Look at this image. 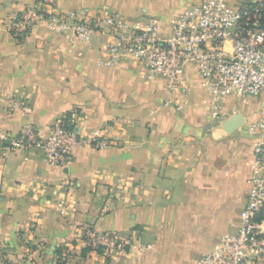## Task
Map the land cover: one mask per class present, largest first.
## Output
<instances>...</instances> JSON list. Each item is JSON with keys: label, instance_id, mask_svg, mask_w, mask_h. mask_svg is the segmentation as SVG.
I'll return each instance as SVG.
<instances>
[{"label": "crops", "instance_id": "0c3cea01", "mask_svg": "<svg viewBox=\"0 0 264 264\" xmlns=\"http://www.w3.org/2000/svg\"><path fill=\"white\" fill-rule=\"evenodd\" d=\"M201 1L53 0V9L70 18L115 14L127 23L156 18L166 37L181 13ZM227 1L235 8L247 2ZM32 5L0 0V138L8 137L0 150V259L197 264L239 229L256 142L249 128L264 115V93L226 99L215 118L192 65L184 97L169 93L163 78L148 79L133 58L107 66L104 33L83 43L40 23L19 41L10 21ZM17 101L29 111L15 110ZM238 113L244 126L227 134L223 124ZM58 117L71 120L83 142L67 166H52L38 149H13L24 126L46 140ZM93 138L109 146L96 148ZM84 225L119 234L127 254L86 251Z\"/></svg>", "mask_w": 264, "mask_h": 264}, {"label": "built area", "instance_id": "2783aa9c", "mask_svg": "<svg viewBox=\"0 0 264 264\" xmlns=\"http://www.w3.org/2000/svg\"><path fill=\"white\" fill-rule=\"evenodd\" d=\"M31 1L32 6L10 21L9 29L17 39H24L40 23L55 35L83 43L104 33L108 38L107 66L133 58L145 68L148 79L163 78L169 93L184 97L190 95L186 70L192 65L213 99L215 118L220 116L226 99L264 93V0H247L239 8L227 0H202L181 13L166 37L156 18L134 23L115 14L70 18L54 11L53 0ZM13 108L29 111L20 101L14 102ZM49 132V137L42 140L32 126L26 125L11 145L18 152L41 150L52 166H67L83 143L74 123L67 117H58L50 124ZM249 132L256 136L254 162L251 191L239 229L236 234L224 235L220 244L197 264H254V259L264 258V221L256 222L264 208V115L250 126ZM7 141V136H1L0 150ZM90 143L96 148L109 146L98 138ZM79 235L85 247L100 250L103 255L127 254L129 244L117 233L84 225Z\"/></svg>", "mask_w": 264, "mask_h": 264}, {"label": "water", "instance_id": "95a60500", "mask_svg": "<svg viewBox=\"0 0 264 264\" xmlns=\"http://www.w3.org/2000/svg\"><path fill=\"white\" fill-rule=\"evenodd\" d=\"M245 120L242 114L238 113L231 117L223 124L224 131L227 134H232L244 126Z\"/></svg>", "mask_w": 264, "mask_h": 264}, {"label": "trees", "instance_id": "16d2710c", "mask_svg": "<svg viewBox=\"0 0 264 264\" xmlns=\"http://www.w3.org/2000/svg\"><path fill=\"white\" fill-rule=\"evenodd\" d=\"M19 41H21V39H19ZM263 221H264V208L261 210V212L258 214V216L256 218V222H258V223H262ZM85 250L91 251L92 249L87 247ZM97 251L102 253L100 250H97Z\"/></svg>", "mask_w": 264, "mask_h": 264}, {"label": "rangeland", "instance_id": "374dc122", "mask_svg": "<svg viewBox=\"0 0 264 264\" xmlns=\"http://www.w3.org/2000/svg\"><path fill=\"white\" fill-rule=\"evenodd\" d=\"M0 262L3 264L4 262L2 261V259H0ZM5 264V263H4Z\"/></svg>", "mask_w": 264, "mask_h": 264}]
</instances>
